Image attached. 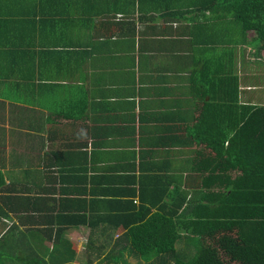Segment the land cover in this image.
<instances>
[{"label": "crops", "instance_id": "0c3cea01", "mask_svg": "<svg viewBox=\"0 0 264 264\" xmlns=\"http://www.w3.org/2000/svg\"><path fill=\"white\" fill-rule=\"evenodd\" d=\"M222 2L0 0L1 249L63 264L71 244L73 264H105L130 227L114 214L218 190L202 120L219 131L225 101L264 104L254 35Z\"/></svg>", "mask_w": 264, "mask_h": 264}, {"label": "trees", "instance_id": "16d2710c", "mask_svg": "<svg viewBox=\"0 0 264 264\" xmlns=\"http://www.w3.org/2000/svg\"><path fill=\"white\" fill-rule=\"evenodd\" d=\"M221 4L243 34L255 33L253 43L259 56L264 49V0H223ZM224 105L229 114L218 122L209 118L220 130L207 129L202 120L203 131L198 133L200 140L223 160L218 166L222 171L217 176L218 190L189 200L184 196L177 204L176 196L181 197L178 192L160 205V200L148 205L142 201L139 211L129 201L134 215H113L117 223L129 218L130 223H126L130 227L125 224L122 237L127 243L121 245L124 241L117 239L106 258H102L105 264H125L126 250L148 264H264V104H239L236 96ZM156 206L162 213L155 212L143 221L147 216L141 210L151 211ZM61 241L57 232L53 251L60 249ZM180 241L186 247H177ZM68 248L72 249V245H65L63 264L74 261L73 255L67 257ZM0 264L24 263L13 249L0 248Z\"/></svg>", "mask_w": 264, "mask_h": 264}, {"label": "rangeland", "instance_id": "374dc122", "mask_svg": "<svg viewBox=\"0 0 264 264\" xmlns=\"http://www.w3.org/2000/svg\"><path fill=\"white\" fill-rule=\"evenodd\" d=\"M235 30V29H234ZM252 34L253 35H255V33L254 32H252ZM257 48V47H256ZM256 50V49H255ZM254 52V51H253ZM252 52V53H253ZM256 52V51H255ZM255 52H254V54H255ZM249 68V67H248ZM253 68H256V70H257V72L255 73V79L256 78H261V80H254L255 81V83L257 82L258 84H257V92L259 91V93L261 94L262 92H264V75H261V74H264V49H261L260 50V54H259V56L257 55H255V60H254V62L251 64V69H253ZM257 75H258V77H257ZM253 78H251V80H252ZM263 85V86H261V87H259L260 85ZM260 102H263V101H260ZM101 232H102V230H101ZM70 238H72V239H75L76 240V238H75V236H74V234L73 235H70L69 236ZM77 237V236H76ZM78 246H79V248H82V246H81V244L80 243H78ZM110 247L111 246H105V250H109L110 249ZM177 247H179V248H184V247H186V245L184 244V243H182V244H180V243H178L177 244ZM84 251H86V250H84ZM78 254H80V255H82V250H80L79 251V253ZM93 255L95 256V258L97 259V254L94 252L93 253ZM128 255V254H127ZM126 255V257L124 258V261H125V264H148V263H146L145 261H142L140 258H138V257H136L135 255L133 256H131V255H129V256H127ZM85 262L87 263V261H86V259H85ZM48 263V262H47ZM47 263H45V264H47ZM85 263V264H86ZM97 264H100V262L98 261V263Z\"/></svg>", "mask_w": 264, "mask_h": 264}]
</instances>
